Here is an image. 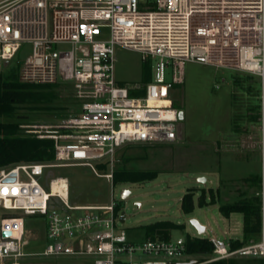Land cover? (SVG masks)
Returning a JSON list of instances; mask_svg holds the SVG:
<instances>
[{
    "label": "built area",
    "instance_id": "1",
    "mask_svg": "<svg viewBox=\"0 0 264 264\" xmlns=\"http://www.w3.org/2000/svg\"><path fill=\"white\" fill-rule=\"evenodd\" d=\"M25 44L31 53L19 70L20 81L70 83L80 108L58 125L38 127V139L54 143V163L0 170V207L17 212L0 217L1 264L31 256L24 251L31 236L27 217L45 222L48 244L39 254L45 257L86 256L93 264H208L238 255L264 264V0H0V66ZM117 47L140 53L144 62L155 60L154 78L142 86H120ZM186 62L246 73L260 82L254 142L260 157L259 241L231 251L212 236L213 253L203 263L189 261L185 240L129 242L118 231L125 221L114 201L71 206L66 177L45 183L50 170L72 167L89 168L112 183L126 146L175 142L180 120L172 95L184 83ZM54 182L64 183L65 197L52 191Z\"/></svg>",
    "mask_w": 264,
    "mask_h": 264
},
{
    "label": "rangeland",
    "instance_id": "2",
    "mask_svg": "<svg viewBox=\"0 0 264 264\" xmlns=\"http://www.w3.org/2000/svg\"><path fill=\"white\" fill-rule=\"evenodd\" d=\"M69 48L56 46L54 49L66 51ZM30 53V45L25 44L12 61L1 64L0 84H25L19 79V70ZM114 60L115 79L120 86H142L154 78L156 61L144 62L136 51L117 47ZM183 69L184 83L176 86L172 95L175 105L183 112V119L177 125V140L169 144H133L119 152L120 159L127 160L122 166L128 170L156 172L155 179L111 183L96 177L89 168L72 167L50 170L45 183L47 185L54 177H66L71 206L117 203L120 212L125 214V222L118 224V231H124L133 244L148 239L147 226L169 221L180 226L169 233L172 243L187 237L208 239L215 236L229 247L231 241L243 238L242 216L231 214L225 219L219 207L256 197L258 192L260 157L254 142L260 82L246 73L199 62H186ZM29 88L34 98L14 105L11 116L0 117V123L18 124V134L38 139L39 126H55L79 113V103L70 83L58 81ZM137 95L142 96L143 90ZM123 189L130 191L124 200L121 199ZM202 190L207 202L213 194L215 204L208 202L203 207L198 206ZM188 191L194 192V209L185 214L181 210V199ZM54 202L58 207L57 201ZM6 213L17 212H5L0 207V217ZM191 220L205 227V233L198 235ZM25 225L31 236L25 238L28 245L24 251L31 256L19 259L18 264H93V258L86 256L39 255L48 244L45 222L41 218L27 217ZM257 241L259 238L251 239L245 245ZM201 259L193 256L189 261ZM150 260L143 258L142 262ZM224 260H233L236 264H263L260 258L238 255Z\"/></svg>",
    "mask_w": 264,
    "mask_h": 264
},
{
    "label": "trees",
    "instance_id": "3",
    "mask_svg": "<svg viewBox=\"0 0 264 264\" xmlns=\"http://www.w3.org/2000/svg\"><path fill=\"white\" fill-rule=\"evenodd\" d=\"M35 84H18L14 82H2L0 84V117H9L13 112V106L25 103L34 98L33 92L29 86ZM44 86V85H37ZM176 106V105H175ZM177 107V106H176ZM18 124L0 123V170L23 163H49L54 160V143L48 139H37L34 136H22L17 133ZM127 160H121L113 173V183H139L152 181L158 175L156 172H142L128 170L121 165ZM121 166V167H120ZM259 188V178L257 182ZM257 188V189H258ZM209 204H215L214 196L211 193ZM206 195L203 190L198 198V206L203 207L207 203ZM194 209V192L188 191L181 199V210L189 214ZM219 213L225 219L231 214H240L242 216V240H233L230 242L229 249L236 250L251 239H257L260 232V199L254 196L249 199L222 205L219 207ZM180 226L162 221L151 224L145 228L148 238L168 240L170 231L178 229ZM186 253L190 256L202 257L199 263L205 262L213 253V247L206 238L187 237L185 239ZM208 264H236L235 261L220 260Z\"/></svg>",
    "mask_w": 264,
    "mask_h": 264
},
{
    "label": "water",
    "instance_id": "4",
    "mask_svg": "<svg viewBox=\"0 0 264 264\" xmlns=\"http://www.w3.org/2000/svg\"><path fill=\"white\" fill-rule=\"evenodd\" d=\"M178 119L182 120L183 119V112L179 111L178 112ZM12 177H14V174L12 175ZM202 182L204 181V179H200ZM7 181H13V179H8ZM130 195V191L123 189L121 191V199H126L128 196ZM120 221L123 223L125 221V214L124 212L121 213V218ZM190 223L192 224V226L196 229L198 235H202L205 233V227L201 226L196 220H191ZM8 233H4L3 236L6 237L8 236Z\"/></svg>",
    "mask_w": 264,
    "mask_h": 264
},
{
    "label": "bare ground",
    "instance_id": "5",
    "mask_svg": "<svg viewBox=\"0 0 264 264\" xmlns=\"http://www.w3.org/2000/svg\"><path fill=\"white\" fill-rule=\"evenodd\" d=\"M63 187H64V183L59 184V183H55L54 182L53 186H52V191L53 192H59L60 196L65 197L66 196V192L64 191ZM7 208L9 209V207H7Z\"/></svg>",
    "mask_w": 264,
    "mask_h": 264
}]
</instances>
